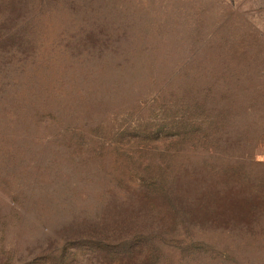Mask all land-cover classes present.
Masks as SVG:
<instances>
[{
  "label": "rangeland",
  "instance_id": "1",
  "mask_svg": "<svg viewBox=\"0 0 264 264\" xmlns=\"http://www.w3.org/2000/svg\"><path fill=\"white\" fill-rule=\"evenodd\" d=\"M0 264H264V0H0Z\"/></svg>",
  "mask_w": 264,
  "mask_h": 264
},
{
  "label": "trees",
  "instance_id": "2",
  "mask_svg": "<svg viewBox=\"0 0 264 264\" xmlns=\"http://www.w3.org/2000/svg\"><path fill=\"white\" fill-rule=\"evenodd\" d=\"M197 128H199V129L201 128V122H200V124H198ZM178 136H179L178 140L181 141V142H184L185 141V145H186L187 144V141H188L187 139L189 138V133L187 132V130L186 131L185 130H182L178 134ZM169 152H171L172 154H175L177 152V150H174L173 149V150H171ZM176 167H177V165L174 166L172 160L169 161V164H168V167H167V170L168 171H167L166 177H183L182 176V173H180V171H178L176 169Z\"/></svg>",
  "mask_w": 264,
  "mask_h": 264
}]
</instances>
